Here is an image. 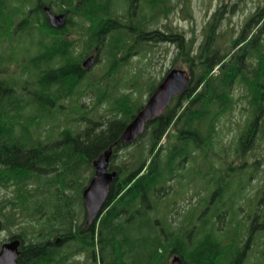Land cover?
I'll list each match as a JSON object with an SVG mask.
<instances>
[{
    "label": "trees",
    "instance_id": "1",
    "mask_svg": "<svg viewBox=\"0 0 264 264\" xmlns=\"http://www.w3.org/2000/svg\"><path fill=\"white\" fill-rule=\"evenodd\" d=\"M215 1L197 42L170 24L150 25L179 7L171 0H0V188L9 191L0 196V231L21 240V264H80L81 255L91 264L97 253L102 264H170L175 255L185 264H264V2L238 28L231 15L247 0ZM45 8L64 14L65 26H51ZM160 43L176 45L173 65L188 68L189 85L129 148L120 137L144 106L137 88L152 94L157 86L119 76ZM92 55L100 74L83 66ZM87 97L96 102L91 110ZM103 103L108 117L92 116ZM227 114L240 128L230 147L220 127ZM111 147L117 178L87 226L82 195L94 162ZM229 152L244 163H224ZM189 164L198 168L190 181ZM217 170L219 185L207 199L203 183H213ZM250 170L263 174L259 186L236 202L235 172L249 185ZM171 195L159 219L156 202Z\"/></svg>",
    "mask_w": 264,
    "mask_h": 264
},
{
    "label": "rangeland",
    "instance_id": "2",
    "mask_svg": "<svg viewBox=\"0 0 264 264\" xmlns=\"http://www.w3.org/2000/svg\"><path fill=\"white\" fill-rule=\"evenodd\" d=\"M264 2V0H247V4L243 7L242 10H238L239 12L237 14L231 15V20L233 23H235L237 25L238 28H241V26L243 25L244 21L246 20V18L254 11V9L256 8V6L258 5V3ZM171 3L174 5H179V7L176 8V10H174L170 16H161L159 18V21L157 23H154L155 21H151L152 27L154 28H164L165 25L170 24L171 26H173L174 28H178L180 30H185L188 34H191L193 36V38H195V40L198 42H200L201 40V30L202 27L204 26V24L209 20L210 16L212 15V13L216 10L217 7V3L215 0H171ZM186 7H188V10L192 13V16L189 17L187 15H185V13H188V10H186ZM227 20V23L230 22V17ZM193 30V31H192ZM25 46L21 49L20 53L21 54H26V50ZM33 52L37 51L36 47H32ZM177 54V47L174 44H169V43H160L154 46H147L143 52H141L140 54L135 55L131 61L130 64L128 66H126L125 68H123V70L120 73V78L124 79V81H128L129 77H132L136 74V76L138 77V79L141 82V86L145 85V83L148 82H153L156 83V86H158L160 84V82L162 81L163 78H165V76L168 74V72L171 69H182V70H188V68L186 66H184L181 62L174 64V58ZM102 63H94L93 67L91 68V71H94V73L96 74H100L98 72V68L97 67H101ZM5 68V67H4ZM13 71L14 70H18V68L16 66H12ZM3 69V68H0ZM123 81V84H124ZM143 83V84H142ZM126 86V87H125ZM122 86V88H125V91L127 90L126 88H129V86L125 85ZM139 93H145L142 97V99L138 98L137 102L139 105L141 104H146L150 95L145 88L143 87H139L137 88ZM131 89L129 90L130 93ZM128 92V91H127ZM235 97L238 98L240 97L243 92H239V93H235ZM93 97V96H91ZM69 102V101H67ZM84 103L87 104V107L89 110L93 109L95 106V101H92V99L90 97H87L84 99L83 101ZM70 103V102H69ZM110 103H103L102 105H100L97 110L94 112L95 114H91L92 116L96 115L97 117L100 118V116L104 115V118H107L108 115L110 114ZM236 109V117L238 119H240L241 116V112L243 110L242 106H237ZM91 116V117H92ZM230 115L227 114L223 119V122H220V127L223 130V133L225 135V139L224 142H226V144H230L231 139L233 138V136H235L237 134V132L240 130V128L238 126H235V124L233 125V123H229L230 121ZM222 119V120H223ZM82 120V119H81ZM52 122H49V124L46 126L47 129V133H52L49 129L52 126ZM172 131V130H171ZM54 132H57V128L55 129ZM174 136V135H173ZM174 139V137H173ZM168 139L164 138L162 140L163 143L167 142ZM129 145V148H131L132 144H127ZM230 147V145H229ZM261 149H256V152H260ZM254 153V149L253 152L249 153L246 157L248 160V165L251 166L253 164H255V160L254 157H252ZM123 154V153H122ZM232 160V162H231ZM245 159L242 160H234L232 159L231 153L229 152V155L227 156V158L223 161L224 163L227 162V164L232 163L233 166H235V168H238L239 166H241L244 163ZM190 166L189 171L191 174H189V181L191 180V178L195 177L197 173H193L197 168L196 164H189ZM215 166V164H214ZM217 169V167H216ZM210 170V167L208 164H206L203 167V171L207 172ZM212 175L215 177V181L213 183H210L208 180V184L207 182H204L203 185H206V188H204V191L206 192L207 189L208 192L206 193V197L207 199H209L210 197H212V192L215 191V188L219 185V177H220V172L217 171H213ZM239 173L235 172V177L233 178L234 181V192L237 193V197H236V202H238V196L243 192L244 194H246L248 191L249 195H252V190L256 189V187L259 186V182L257 180V178H260L261 172L259 173V171L257 170L254 174L251 173V170L247 173L248 176L253 177L250 181H249V185L247 183V181L244 180V178L241 176H238ZM256 177H254V176ZM254 178L256 180H254ZM238 181H241L244 185H242V188L240 189V191L237 190L238 187ZM43 182H45V180L41 179L39 181H37L36 183V187L37 186H41L43 184ZM237 184V186H236ZM5 190L0 188V196L4 195ZM9 195V191L7 193ZM187 195V194H186ZM191 195V194H190ZM205 197V193H204V198ZM176 198V195H171L170 197H167L164 200H157L156 202V206H158V212H157V216L158 218H162V216H164V214L166 213V210H163V207L161 206L160 203L162 202H167V201H174V199ZM176 200V199H175ZM247 201V200H246ZM204 202L201 204V208L203 207ZM184 205H187L186 201L182 200L180 201L177 206H179L180 208H183ZM205 205V204H204ZM179 207L177 209V211L174 209V217L177 218L178 217V213H179ZM162 208V209H161ZM248 208L249 207H245ZM161 209V210H160ZM137 217V216H135ZM141 217H137L135 218V220H138V224L139 225H143V221L139 220ZM127 225H130L133 222H129V221H125ZM10 237L9 235V231L8 230H4L3 232H0V240H4L6 237ZM129 245H126L125 247L127 248ZM92 258V259H91ZM91 258L89 257V263L91 264H102V260L101 257L99 255V253H97L96 258L97 261H94V258L91 256ZM78 263L83 264L84 263V259L83 256H77L76 257ZM173 259V258H171ZM253 260H251L252 262ZM133 263V262H132ZM131 263V264H132Z\"/></svg>",
    "mask_w": 264,
    "mask_h": 264
},
{
    "label": "water",
    "instance_id": "3",
    "mask_svg": "<svg viewBox=\"0 0 264 264\" xmlns=\"http://www.w3.org/2000/svg\"><path fill=\"white\" fill-rule=\"evenodd\" d=\"M51 26L62 28L66 24V18L62 14H54L51 10L46 9ZM96 56L92 55L87 58L83 66L90 69L95 63ZM188 87L187 72L181 69L171 70L165 77L164 81L158 86L156 91L150 96L144 108L128 124L127 128L120 137L122 143L130 144L141 135L149 121L155 120L161 116L164 109L170 104L176 95L183 94ZM113 153L110 148L101 153L94 162V176L89 185L83 192V201L87 213L86 225H91L96 221L103 210V207L111 192L113 183L117 178V172L109 171V163ZM21 242L14 240L4 244L0 251V264H18ZM170 264H184L179 256H175Z\"/></svg>",
    "mask_w": 264,
    "mask_h": 264
},
{
    "label": "bare ground",
    "instance_id": "4",
    "mask_svg": "<svg viewBox=\"0 0 264 264\" xmlns=\"http://www.w3.org/2000/svg\"><path fill=\"white\" fill-rule=\"evenodd\" d=\"M235 5L237 6V4H235ZM235 5H234V6H235ZM260 8H261V7H260ZM263 8H264V7H263ZM46 9H49V8H45V11H46V13H47V10H46ZM236 9H237V8H236ZM49 10H50V9H49ZM240 10H241V9H240ZM261 10H262V9H261ZM261 10H260V11H261ZM263 12H264V10H263ZM259 13H260V12H259ZM62 15H64V14H62ZM263 15H264V14H263ZM64 16H65V15H64ZM221 17H222V16H221ZM65 18H66V16H65ZM262 20H263V19H262ZM231 21H232V20H231ZM233 28H234V27H233ZM253 31H254V30H253ZM253 31H252V32H253ZM252 32H251V33H252ZM247 34H248V33H247ZM252 34H253V33H252ZM249 41H250V40H249ZM113 53H114V52H113ZM114 54H115V53H114ZM114 54H113V55H114ZM110 55H111V54H110ZM112 68H113V67H112ZM114 70H115V69H114ZM184 70H185V69H184ZM109 71H110V70H109ZM185 71L187 72V79H188V83H189V80H190V74H189V72H188L187 70H185ZM111 73L113 74V72H111ZM86 75H87V74H86ZM110 75H111V74H110ZM111 76H112V75H111ZM85 78H86V77H85ZM110 82H111V81H110ZM41 107H42V106H41ZM41 110H43V109H41ZM29 132H30V131H29ZM114 142H115V141H114ZM28 170H30V169H28ZM28 170H27V172H28ZM23 176H24V175H23ZM25 180H26V179H25ZM25 180H24V181H25ZM9 186H10V185H9ZM25 186H26V185H25ZM9 189H10V188H9ZM26 190H27V189H26ZM29 192H30V191H29ZM35 213H36V212H35ZM29 216H30V215H29ZM13 240H14V239H13ZM10 241H11V240H10ZM21 246H22V244H21ZM175 256H179V255H175ZM175 256H174V257H175ZM174 257H173V258H174ZM179 257L182 259L181 256H179ZM182 261H183V263L185 264V262H184L183 259H182Z\"/></svg>",
    "mask_w": 264,
    "mask_h": 264
},
{
    "label": "flooded vegetation",
    "instance_id": "5",
    "mask_svg": "<svg viewBox=\"0 0 264 264\" xmlns=\"http://www.w3.org/2000/svg\"><path fill=\"white\" fill-rule=\"evenodd\" d=\"M253 178V177H252ZM260 206V205H259ZM4 230H2V231H0V232H3ZM13 239H16V238H11V237H6L4 240H0V251H1V249H2V246L5 244V243H7V242H10V240L12 241ZM22 243V242H21ZM20 253H19V257H18V264H21L20 263V258H21V254H22V250H21V245H20Z\"/></svg>",
    "mask_w": 264,
    "mask_h": 264
}]
</instances>
